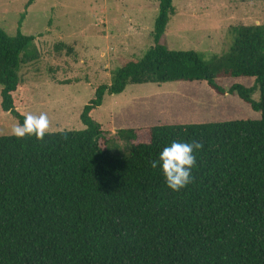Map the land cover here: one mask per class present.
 I'll return each mask as SVG.
<instances>
[{
  "label": "trees",
  "instance_id": "trees-1",
  "mask_svg": "<svg viewBox=\"0 0 264 264\" xmlns=\"http://www.w3.org/2000/svg\"><path fill=\"white\" fill-rule=\"evenodd\" d=\"M172 1L158 0L146 52L96 85L80 114L85 128L47 131L42 139L0 135V264H264V23L230 26L232 43L219 55L171 49ZM33 38L0 27V110L17 123L26 115L17 107L21 55ZM54 48L73 51L62 41ZM217 76L254 80L224 88ZM172 81L236 94L260 118L114 133L93 118L105 92ZM109 139L124 140L129 151L109 154ZM174 140L202 145L192 182L178 191L151 167Z\"/></svg>",
  "mask_w": 264,
  "mask_h": 264
},
{
  "label": "rangeland",
  "instance_id": "rangeland-1",
  "mask_svg": "<svg viewBox=\"0 0 264 264\" xmlns=\"http://www.w3.org/2000/svg\"><path fill=\"white\" fill-rule=\"evenodd\" d=\"M0 0V27L10 35L19 30L33 35L22 52L20 102L24 114L48 117L47 131L80 130L84 104L98 84L110 83L113 70L124 60L141 57L153 44L158 0ZM175 13L167 23L165 44L222 54L232 43L229 27L264 23V0H173ZM23 16L21 24H19ZM58 41L72 46L55 51ZM252 77H216L228 88L253 84ZM258 99V91L252 95ZM111 128L156 124L202 123L258 119L260 112L236 94H217L198 81L128 83L120 93L105 92L93 114ZM17 121L0 110V135H10ZM107 151H129L124 140L109 139Z\"/></svg>",
  "mask_w": 264,
  "mask_h": 264
},
{
  "label": "clouds",
  "instance_id": "clouds-1",
  "mask_svg": "<svg viewBox=\"0 0 264 264\" xmlns=\"http://www.w3.org/2000/svg\"><path fill=\"white\" fill-rule=\"evenodd\" d=\"M49 126L48 117L41 112L39 115L27 113L23 123H16L11 128V135L16 138L25 136L42 139ZM202 145L195 141H172L158 153L151 167L158 168L165 185L172 191H178L192 182V169L196 165L194 150L199 151Z\"/></svg>",
  "mask_w": 264,
  "mask_h": 264
}]
</instances>
